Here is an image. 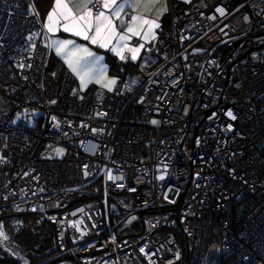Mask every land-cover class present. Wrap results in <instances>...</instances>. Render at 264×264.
I'll return each instance as SVG.
<instances>
[{"label":"built area","instance_id":"obj_1","mask_svg":"<svg viewBox=\"0 0 264 264\" xmlns=\"http://www.w3.org/2000/svg\"><path fill=\"white\" fill-rule=\"evenodd\" d=\"M36 3L0 0V215L52 225L56 264H264V0L171 10L154 71L90 93L48 82Z\"/></svg>","mask_w":264,"mask_h":264},{"label":"snow or ice","instance_id":"obj_2","mask_svg":"<svg viewBox=\"0 0 264 264\" xmlns=\"http://www.w3.org/2000/svg\"><path fill=\"white\" fill-rule=\"evenodd\" d=\"M190 2V0H185ZM144 3V0H77L76 11L66 0H54V6L48 13L47 22L44 25L49 33H55L62 27L64 32H69L74 36L81 37L93 45L101 48H109L121 60H126L125 51L131 54L133 62L137 60L138 54L144 48V43L138 46H129L132 37H138L144 41L155 39L154 30L160 27L156 20L146 18L142 14L133 15L129 20L121 19V13L126 8L136 11ZM166 11V8L164 9ZM223 12V9H217ZM116 20L120 24L115 23ZM114 41V43H113ZM50 47L55 49L58 56L64 58L65 63L71 71L79 78L80 88L83 90L89 82L95 81L108 91H112L117 84L115 79H108L105 75L106 66L101 62L102 56H96L88 48L77 45L73 40L54 39ZM227 115L235 119L233 113L229 111ZM55 119V118H53ZM153 124L158 122L153 120ZM63 149H55L57 156H62ZM87 176L88 173L85 172ZM108 179L112 181L123 179L122 176H113L110 172ZM159 179L163 180L161 175ZM132 219H135L133 217ZM7 240L0 224V243ZM144 249H141L143 252Z\"/></svg>","mask_w":264,"mask_h":264},{"label":"crops","instance_id":"obj_3","mask_svg":"<svg viewBox=\"0 0 264 264\" xmlns=\"http://www.w3.org/2000/svg\"><path fill=\"white\" fill-rule=\"evenodd\" d=\"M194 0H190V2H185V0H144L143 5L138 8L136 11H133L131 8H126L123 13H121V19H124L125 21L129 20L131 16L137 15V14H142L146 18L151 19V20H156L157 23L160 24V27L155 29V37L157 36L158 30L166 24L167 17L169 15V12L171 10H178L189 3H191ZM70 4V6L73 8V11H76V5H77V0H66ZM117 2H121V0H117ZM54 6V1L52 3L51 8L48 10L44 17V23L46 24L47 22V16L48 13L51 11V9ZM166 8V11L164 10ZM115 23L117 25L120 24L119 20H116ZM47 30V28H46ZM48 34V42L49 45L52 40L54 39H60V40H73L77 45L83 46L85 48H88L90 51L95 53L96 56H102L104 59L101 62L104 66H106V72L105 75L108 79H115L113 74L109 71V66L107 64L106 58H105V52L113 55L114 57L117 58L118 61L120 62H131V63H136L139 67L141 65L142 60L148 55L145 53V47L146 45L150 44L153 42L155 39H149L148 41H144L138 37H132L131 40L129 41V46H138L140 43H144V48L141 49L140 53L138 54L137 60L133 62L130 58L131 54L125 51L124 55L126 57V60H121L115 53L109 50V48H101L99 45H93L89 41H86L82 39L81 37H77L72 35L69 32H64L63 28L60 27L55 33H49ZM136 41V42H134ZM114 43V41H113ZM65 71H69L72 73L75 78L77 79V82L80 87V80L79 78L71 71V69L68 67V65L65 63L64 58L61 56H58L55 52V49L51 47V57L48 65V81L51 84H59L63 73ZM81 89V88H80ZM96 89H102L103 91L110 92L106 88L102 87L100 84H97L95 81L89 82L87 84V87H85L82 91H85L87 93L93 92Z\"/></svg>","mask_w":264,"mask_h":264},{"label":"rangeland","instance_id":"obj_4","mask_svg":"<svg viewBox=\"0 0 264 264\" xmlns=\"http://www.w3.org/2000/svg\"><path fill=\"white\" fill-rule=\"evenodd\" d=\"M262 54L264 55V48L262 49ZM157 65H158V60L151 55H147L142 60L141 65H139V67L137 65L134 71H130L128 75L136 82L142 83L146 79V77H148V75H150L154 71ZM38 116L39 114L37 113L34 116H28V117H23L22 115H19L15 120V123L21 120L27 126L34 127L35 119H37ZM153 120L154 119L149 118L147 123L151 125H156L152 123ZM63 155L57 156L55 153L56 158H61L63 157ZM110 212L114 214L116 212V209H114L113 206H110ZM23 223H32V221L30 220V218L24 215H6L5 217L0 218V224L3 225V231L7 236V240H4L2 243H0V248L7 254L9 258H12L17 262H20V264H28V260L25 254L32 253V251L29 252L25 248L27 247L26 245L29 244V241L32 238H37L38 231H36L34 227L22 228ZM17 234H20L21 237L19 243L16 240L17 238H15ZM219 249H220L219 236L214 230L210 242V254L213 256V258L217 257V254L219 253Z\"/></svg>","mask_w":264,"mask_h":264},{"label":"trees","instance_id":"obj_5","mask_svg":"<svg viewBox=\"0 0 264 264\" xmlns=\"http://www.w3.org/2000/svg\"><path fill=\"white\" fill-rule=\"evenodd\" d=\"M53 1L54 0H37L36 9L42 19H44L46 13L51 8ZM104 54L109 66V71L114 77L120 69L128 74L130 71H134V69L137 67L136 63L120 62L113 55L107 52ZM24 216L30 218L32 223H23L22 228L34 227L36 231H38L37 238H32L25 248L29 252L32 251V253L25 254L28 264H56L59 259L56 258L57 251L55 249L54 231L52 225L44 222L42 219H40V217L34 214H25ZM3 217H5V215H0V218ZM15 238H17L16 240L19 243L21 238L20 234H17ZM0 264H20V262L9 258L7 254L0 248Z\"/></svg>","mask_w":264,"mask_h":264},{"label":"water","instance_id":"obj_6","mask_svg":"<svg viewBox=\"0 0 264 264\" xmlns=\"http://www.w3.org/2000/svg\"><path fill=\"white\" fill-rule=\"evenodd\" d=\"M238 43H235V45H237Z\"/></svg>","mask_w":264,"mask_h":264}]
</instances>
